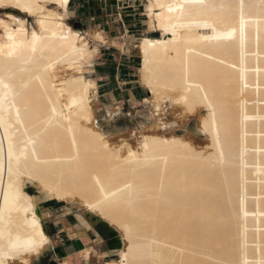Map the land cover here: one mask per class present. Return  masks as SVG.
<instances>
[{
	"label": "bare ground",
	"instance_id": "6f19581e",
	"mask_svg": "<svg viewBox=\"0 0 264 264\" xmlns=\"http://www.w3.org/2000/svg\"><path fill=\"white\" fill-rule=\"evenodd\" d=\"M72 1L62 8L59 0H38L45 11L35 16L0 8V12L12 9L0 17L26 21L28 40L32 31L44 37L35 54L25 50L11 62L0 56V69L8 67L15 73L13 82L20 92L15 106L22 121L17 123L15 108L6 106L0 113L4 118L0 209L9 190V137L17 153L32 138L36 157L28 145L19 176L13 159L11 190L19 192L21 205L30 203L31 208L12 211L11 225L14 232L31 234L35 215L45 238L38 252L23 254L14 264L24 260L33 264L53 248L54 238L44 220L50 212L38 213L39 202L49 199L79 203L95 222L107 226L117 258L104 264H260L264 261V0H204L209 7L193 8L185 16L167 9L184 0H146L149 27L161 34L143 36L137 45L139 81L151 95L145 101L153 104L159 119L166 101L179 110L183 122L197 117L195 131L207 139L203 145L191 135L167 131L165 122L159 124L162 130L145 131L137 143L109 138L95 114L97 82L85 74L99 48L82 29L66 22ZM31 17L35 24L28 27ZM93 37L107 43L100 31ZM5 39L0 28V43ZM24 83L27 87L21 88ZM181 97H187L188 104L177 103ZM30 186L40 196L30 192ZM8 217L5 212L6 221ZM84 254L88 257L90 249Z\"/></svg>",
	"mask_w": 264,
	"mask_h": 264
},
{
	"label": "rangeland",
	"instance_id": "374dc122",
	"mask_svg": "<svg viewBox=\"0 0 264 264\" xmlns=\"http://www.w3.org/2000/svg\"><path fill=\"white\" fill-rule=\"evenodd\" d=\"M85 1L86 6L82 7L76 14L73 13V10L79 1L71 5L70 12L66 16V22L73 29H82L90 38L92 46L96 45L99 48L92 62L86 65L85 74L97 82L98 91L93 101L95 114L98 124L108 133L109 138H113L114 141L128 139L127 141H132L131 143H137L142 135L151 129L162 130V125L159 124L165 122L168 125L167 131L191 135L190 137L198 144H206V137L195 131L197 117H191V120L183 122L180 120L179 110L173 108V105L171 106V103L166 101L162 102L165 114L160 115L159 119L158 112L153 104L145 101L146 98L151 99V95L139 81V71L137 70L141 64V56L137 45L143 36H158L161 34L160 31L149 27V19L146 14L147 1ZM11 11L12 9L1 10L0 16ZM34 24L35 18L31 17L27 25L31 27ZM95 31H100L107 39V43L103 44L95 41L93 37ZM112 64L116 66L114 78L109 74V66ZM101 68H103V72H101ZM29 190L36 196H40L32 186L29 187ZM45 202L46 200L39 202L38 210L40 214H44ZM71 207L73 212L78 215L79 220H84L88 226L95 228L105 241L109 242L110 236L107 227L103 223L95 222L79 203H73ZM44 220L50 234L54 218L44 217ZM52 256L53 250L51 249L46 252L40 261H34L33 264H51ZM114 258H117V255Z\"/></svg>",
	"mask_w": 264,
	"mask_h": 264
},
{
	"label": "snow or ice",
	"instance_id": "6c2138e0",
	"mask_svg": "<svg viewBox=\"0 0 264 264\" xmlns=\"http://www.w3.org/2000/svg\"><path fill=\"white\" fill-rule=\"evenodd\" d=\"M68 0H59V6L65 7ZM163 8L165 5H158ZM13 7L19 9L29 15H37L38 13L42 14L45 11V8L41 6L38 0H0V8ZM209 5L204 3V0H184L182 4L179 5H167L169 12L179 11L180 16H185L190 14V10L193 8H207ZM221 7H225L221 5ZM243 3L240 4L241 10V31L243 30ZM54 15V13H49V16ZM41 29L45 27V21L43 19L39 20ZM26 21L17 18L16 16H8L7 20L3 17H0V28L3 29L5 42L0 43V56L6 57L8 62L15 60L19 53H22L25 50H30L31 53L35 54L38 51V47L41 45L44 37L38 35L35 31L31 32V40H28L29 33L25 29ZM13 25H19V27H13ZM202 26L210 27L208 23H204ZM175 35V32H173ZM231 35V33H228ZM67 39V38H64ZM150 41H145V44H150ZM42 50V49H41ZM27 62V61H26ZM0 72L6 74H0V113L5 111L7 106L10 110L15 108L16 120L17 123L22 124L20 119V109L15 106V101L17 96L20 95V92L17 91V85L13 82L15 80V73L11 71L10 68L4 67L0 69ZM40 79L39 76L35 77ZM149 86H151V81H149ZM21 88H26L27 84H21ZM198 87V86H197ZM207 99V97H205ZM183 101L185 104H188L187 97H181L180 103ZM73 103H77L74 99ZM194 107V104L189 105V110ZM211 107V105H209ZM56 109L53 108L52 112L55 113ZM213 123H215V111L212 112ZM207 123V122H206ZM0 125H4V118L0 115ZM7 137V127L5 131ZM218 141V136H217ZM28 145L31 147V155L36 157V141L32 138H29L24 142L23 149L17 153L15 151V146L12 142V139L9 137L7 159H8V176H9V190L5 191L3 194L4 207L0 209V264H9V261L14 262L17 258L21 257L23 254L38 252L40 246L45 242L43 233L38 231L39 225L36 220L35 215H33L30 227L32 229L31 234L22 235L19 230L13 231L11 225V212L20 211L28 212L31 208L30 203L25 205L20 204V194L18 191H11L14 189V183L12 181L13 177V159L16 161L17 172L16 175L19 176V166L21 160H27L29 155ZM145 149L148 148L147 138L144 144ZM130 156H133V153H129ZM223 155V153H221ZM3 146L0 144V177L3 174ZM31 178V177H30ZM99 183V181H97ZM103 192V188H101ZM114 195V194H113ZM107 198V197H105ZM95 208V205L92 206ZM5 212L9 214L8 220H5ZM131 250V249H130ZM23 264H28L27 260L23 261ZM260 264H264V261H261Z\"/></svg>",
	"mask_w": 264,
	"mask_h": 264
},
{
	"label": "crops",
	"instance_id": "0c3cea01",
	"mask_svg": "<svg viewBox=\"0 0 264 264\" xmlns=\"http://www.w3.org/2000/svg\"><path fill=\"white\" fill-rule=\"evenodd\" d=\"M75 2L78 4L73 10L74 14L87 4L85 0H73L71 3ZM45 205L44 213L50 212L47 218H54L50 231V236L52 239L54 238L52 262L56 261L57 264H64V262H68V264H104V261L113 259L117 255L110 247L109 242L105 241L95 228L79 220L78 215L73 212L71 204L67 205L64 202L49 199L46 200ZM86 249H90L88 257L84 254Z\"/></svg>",
	"mask_w": 264,
	"mask_h": 264
},
{
	"label": "trees",
	"instance_id": "16d2710c",
	"mask_svg": "<svg viewBox=\"0 0 264 264\" xmlns=\"http://www.w3.org/2000/svg\"><path fill=\"white\" fill-rule=\"evenodd\" d=\"M72 3L70 4V7H71ZM69 7V9H70ZM110 70H109V74L111 75V77H115V74H116V66L114 64H112L111 66H109ZM102 70V71H101ZM101 72H103V68H101ZM131 86H134V85H131Z\"/></svg>",
	"mask_w": 264,
	"mask_h": 264
},
{
	"label": "water",
	"instance_id": "95a60500",
	"mask_svg": "<svg viewBox=\"0 0 264 264\" xmlns=\"http://www.w3.org/2000/svg\"><path fill=\"white\" fill-rule=\"evenodd\" d=\"M38 213H40L39 210H38ZM103 225H105V224H103ZM105 226H106V225H105ZM106 227H107V226H106ZM110 242H111V241H110V239H109V245H110ZM51 264H57V263H56V262H52Z\"/></svg>",
	"mask_w": 264,
	"mask_h": 264
}]
</instances>
